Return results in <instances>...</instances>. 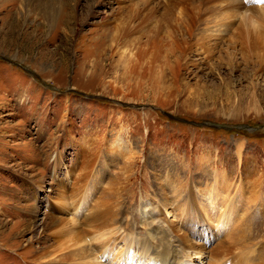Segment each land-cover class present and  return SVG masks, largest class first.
Here are the masks:
<instances>
[{"label": "rangeland", "instance_id": "obj_1", "mask_svg": "<svg viewBox=\"0 0 264 264\" xmlns=\"http://www.w3.org/2000/svg\"><path fill=\"white\" fill-rule=\"evenodd\" d=\"M106 1L80 0L74 11L73 0H0V264H38L40 247L53 259L65 237L50 226L39 236L38 221L79 224L117 192L128 211L115 228L128 225L124 234L141 243L154 232L152 254L179 253L172 224L208 248L202 261L192 255L183 264H264V0H226L239 8L225 12V0H176L182 11L221 3L223 15L209 23L188 6L201 24L192 47L173 53L174 22L185 18L177 10L162 21L168 0ZM215 185L226 203L215 210L219 226L208 219L213 211L184 217L186 206H162L178 188V201L190 190L205 206ZM238 198L242 210L221 220ZM156 204L161 213L150 211ZM74 205L85 209L77 221ZM112 256L113 264H152Z\"/></svg>", "mask_w": 264, "mask_h": 264}, {"label": "bare ground", "instance_id": "obj_2", "mask_svg": "<svg viewBox=\"0 0 264 264\" xmlns=\"http://www.w3.org/2000/svg\"><path fill=\"white\" fill-rule=\"evenodd\" d=\"M73 1H74V4L72 5V8L75 11L76 8L79 5L80 0H73ZM168 1L166 2L168 4L165 7L166 9L164 8L165 10H164V14H163V17H162V21H164L165 18L167 20L169 19V21H170L171 20L170 18L172 17V15H174L173 13L175 11H177V10H178V12H181L182 19L185 18V21H183L182 23L179 22L180 20H178L177 22H174V24L178 28L176 30L178 32V35H177V38L174 37L173 40L169 41V44H170L169 46H170V48L172 50V53H173L174 50H177V49L179 51H181L182 49H187L188 50V46L190 48L192 47L191 44H190L192 38H190V36H191V33H193V31H194V25L195 26H199L201 24V22H196L195 19H191L190 18L191 16H189V12L187 11V7L190 6L189 4L182 11V9L180 10V5L182 4V2H180V1L178 2L176 0H170V2H168ZM207 1H209V0H207ZM244 2H245V4L240 5V3H239L238 5H240L242 7H247L248 5H253V7H255L254 6V3L252 2V0L251 1L250 0H245ZM224 3H226V4H224ZM224 3H223L224 4L223 11L226 8H230V7H233L234 6V5H231L232 3L231 4L227 3L226 0H225ZM203 4H205V2ZM216 4H218V3H216ZM220 4H218V5H211V6L205 7V9L203 8L204 10L202 9V11H201V9L199 7L202 6V4L199 5V4L196 3V4H192V7L190 6V10L192 9L191 11L192 12H195L196 13L195 14L196 17H198V18H201V17H204V16H208L209 23H211V22L212 23L213 22L214 23H217L214 20L218 19V17H220L221 15H223V13H221L222 10H221V12L219 10V9H221ZM225 6H226V8H225ZM235 7L239 8V6L236 5V6H234L233 9H235ZM148 11H149V9H148ZM199 11H201L202 15H200L199 13L197 14V12H199ZM209 14H211V15H209ZM224 15H227L228 16L229 14H224ZM158 23H161V21L158 22ZM202 23L203 24H206L207 21L204 20V22H202ZM183 24H186V30L185 29L182 30V28H183L182 25ZM170 25L171 24H169L168 26H170ZM180 25L182 26V28H181ZM259 28H260V26H259ZM184 31H187V39L185 41L179 39L181 32H184ZM207 38H210V37L207 35ZM177 58H178V56H177ZM178 59H179V61H181L180 58H178ZM121 155H123V153H121ZM128 180L129 179L126 180V183H128L127 185H129V182H130V181L128 182ZM215 184L219 185L220 183H215ZM92 185L93 186H89L88 189L86 190L87 193H88V196L96 188V184L92 183ZM130 185H132V184H130ZM125 187H127V186H125ZM161 187H162L161 184L158 183L157 184V188L160 189ZM167 187L169 188L170 185L167 184L166 188ZM38 189H41V187H39ZM216 189H218V186H216V185L213 186V187L212 186L209 187V191H211L212 196H208V198H207V204L205 206H200L201 203L198 202V201H196V197H194V195L191 193L190 190H189L188 194L184 198L182 197L183 198L182 201H178V200H180L178 198V196H180L179 195V193H180V189L179 188L176 189L175 191H173L174 193L170 189L171 190L170 193H173V195L175 197L173 199L171 198V200H173V201H171V200H169L168 198L165 197L164 198V201H162L161 203H163L162 206H165V205L168 206V205H173V204L179 205V206H182V207H185L186 206V208H184V213H183L184 214L183 215L184 217H186L187 214L190 213V212L191 213H200V212H202L203 214H206L209 211L210 212L213 211V213H211L212 216H211V214L208 215V219L210 221H212V222H217L218 223V217L215 214V210L216 211H219L220 208L222 207V205H224L226 203H223V201H222V194H220L218 191L217 192L214 191ZM121 191L124 192L125 194L127 192L126 189L125 190L122 189ZM153 191H154V189L152 188V192ZM118 194L119 193L117 192L116 195H113L112 198H111V201H108L107 198L105 197L106 200L100 202L96 206V209L91 210V212L89 213L88 216H85L84 218H82V217L80 218L82 220V222H80L79 224H75V222L72 221L71 226H66L67 224H69L68 222H66V225H65L66 227H62L64 225L63 224L61 226L62 228L59 229V228H57L59 221L57 219H55L54 217H50L48 219L49 220L48 221L49 223L47 225H45L44 227H43L42 224H43V221H45V219L39 220L38 221V225L37 226L35 225L36 226V230H37L39 236L41 235L42 232L45 231L46 227L50 226V227H53V228L56 227L55 228L56 230H53L54 232H52V234H54V237L57 236L56 238H58L59 240H60L59 237H65V238L62 240L61 243L59 241L60 244H59V246L57 248H60V252L56 256H53L52 255L53 256V259H50V260L47 259L48 261H46L44 258L45 257H48L47 255L50 252L48 253L45 248H43V247L41 248L40 247V248H38V249H36L34 251V253H33L34 260L33 261H35V262L38 261L39 262L38 264H51L50 263L51 261H52V264H53V262L55 264H113V260H112V263H111V261H110L111 259L109 260L108 258H110V256H112V253L114 251L115 252H114V254L112 256L113 259L123 260L124 262H127V261L134 260L136 258V259H138V261L141 260L143 262L152 263V264H183V262L189 261L191 259V256L192 255L196 256L198 260L200 258L206 256L207 249L208 248H206V247L203 248V246H202L203 243H200L201 245L194 244L193 242H191V239H190L191 237L190 236H188V235H181L182 233L180 231L179 232L181 234L178 235V232L175 230L176 228H174L173 227L174 225H172V224L169 226L171 228L170 231L172 233H174V237L176 238V242H177L176 244L177 245H179V243L181 244V247H180V249L178 251L179 253H177L176 255H174V254L171 255V253H172L171 248L169 250V249H166L164 247L162 249L160 255H158L156 253L155 254H152V251L150 249H147L146 242L147 241L154 240V237H153L154 236V232H153V234L151 236L149 235L150 233L148 234L149 237H150V239H146V242L145 243H141L138 240H134V238L132 237V234L131 235L124 234V232H126V230H128V225H127V228L124 229V232H122V230H120L119 228L118 229L115 228L117 226L116 225L117 221H119L122 216H124L125 214H127V211H128V209H127L128 207L124 205L126 203H124L122 200H121V203L117 201L119 199V195ZM237 200H239V202L238 201H231L230 200V203L228 204V206H227L224 214L221 216V220L222 219H225L226 221L229 222L232 219V216L237 212V209L242 210V207L243 206L241 205L242 203H240L241 202V199L238 198ZM255 202L256 201H254V203ZM196 203H197V205H196ZM255 206H256V203H255ZM82 207H84V206H82ZM84 210L83 209L82 210H77L76 205L73 206L72 211L75 213L74 216H73L74 221H77L75 218L79 216V214H77V213L78 212L81 213V211H84ZM153 210L157 214L159 212L161 213V211L157 208V204L154 205L153 207H151V210L150 211H153ZM228 213H230L232 216L230 214H228ZM114 218H115V220H114ZM191 219H193V218H190V222H192L193 225L200 224L199 221H197V220H192L191 221ZM151 220H152V218H151ZM245 221H246V219H245ZM233 223L231 222L232 225H233ZM204 224H205V222H204ZM238 224H240V223H238ZM217 225L219 226V223ZM201 226H203V225H201ZM83 227H85V228H83ZM193 231H194V234H196L197 236L201 237L202 241H204L206 243L211 242L210 245L212 243H214V242L216 243V241H217V240L215 241L213 238L211 240L209 239L210 241H208L207 234H205L206 232L204 230L199 231L196 228H193ZM118 233H119V236H117V238L121 236L120 243L117 242V244H114L115 243L114 240H115L116 235ZM52 234H50V235H52ZM163 235H164V233H163ZM163 235H161V237H160V243L161 244L162 243L163 244H168L167 241H166L167 243L164 242V239L165 238H164ZM93 241L95 242V244L92 245L93 247H91V246L90 247H87L85 245V243L87 244L88 242H91V244H92ZM243 242H245V241H243ZM250 242L251 241H249V243ZM119 244L120 245L122 244V246L119 247L118 246ZM240 246H242V245H240ZM222 247L223 246H221V242H220V244L214 246V248L212 250V254H214L216 256L219 255L220 248H222ZM54 250L56 251V249H54ZM49 251H52V250H49ZM208 256H206V257H208ZM222 256L223 255H221V258H223ZM144 257H146V259H143ZM42 259H44V260H42ZM106 260H107V263H105ZM200 261H202V260L200 259ZM212 261H213V259H212ZM244 261H246V260L244 259ZM116 264H119V262L116 263Z\"/></svg>", "mask_w": 264, "mask_h": 264}, {"label": "water", "instance_id": "obj_3", "mask_svg": "<svg viewBox=\"0 0 264 264\" xmlns=\"http://www.w3.org/2000/svg\"><path fill=\"white\" fill-rule=\"evenodd\" d=\"M162 115H164L165 117H167V118H169V119L175 120V121L183 122V123H186V124H188V125H193V123L185 122V121L179 120V119H177V118L171 117V115H169V114H167V113H163V112H162ZM198 125H199V126H200V125H205V123H201V124H198ZM198 125H197V126H198ZM219 127H220V126H219ZM221 127L223 128V126H221ZM237 128H243V127L239 126V127H237ZM245 128H246V127H245ZM245 128H244V129H245ZM246 129H249V128L247 127Z\"/></svg>", "mask_w": 264, "mask_h": 264}]
</instances>
